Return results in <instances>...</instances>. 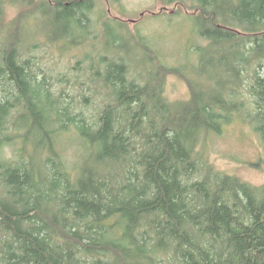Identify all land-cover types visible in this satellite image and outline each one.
<instances>
[{"label": "trees", "instance_id": "trees-1", "mask_svg": "<svg viewBox=\"0 0 264 264\" xmlns=\"http://www.w3.org/2000/svg\"><path fill=\"white\" fill-rule=\"evenodd\" d=\"M94 1L22 0L19 18L92 50L55 80L23 56L21 25L0 23V264H264V184L216 171L200 148L236 116L264 146V0H175L207 43L172 67L111 18L89 46ZM170 73L187 99L165 96ZM64 134L82 142L74 168Z\"/></svg>", "mask_w": 264, "mask_h": 264}, {"label": "rangeland", "instance_id": "rangeland-1", "mask_svg": "<svg viewBox=\"0 0 264 264\" xmlns=\"http://www.w3.org/2000/svg\"><path fill=\"white\" fill-rule=\"evenodd\" d=\"M39 1V0H38ZM172 1V2H171ZM175 0H95L92 18L96 22L91 34L95 39L89 41V46L101 45L102 33L96 31L105 18H111L110 24L114 31L120 35L124 34L131 39L134 33L150 38L163 58V63L172 67L194 61V45L204 46L206 41L200 37L191 38V20L181 5ZM188 7L189 0H183ZM4 12L1 19V31L13 24L21 25V52L23 56L29 53L37 58L38 65L55 80L56 75L70 72L80 60V68L85 70L86 59L84 57L91 48L76 46L64 39L55 40L49 36L47 27L34 17L27 16L25 19L20 15L30 13L32 7L25 6L22 0H0ZM116 20V21H115ZM122 20L124 27L121 29L116 25ZM3 32V34H4ZM18 32V30H17ZM133 33V34H130ZM95 55V50L90 54ZM80 72V71H79ZM78 70L73 69V74ZM223 80L229 76L221 74ZM164 94L169 100L187 99L190 89L187 81L181 76L170 73L164 80ZM249 79L245 77L244 85L247 86ZM214 83V81H212ZM100 99V97H98ZM100 102V101H99ZM59 149L68 166L74 168L83 155L82 142L72 136L63 135L58 142ZM203 156L216 171L229 174L242 181L253 185L264 184V164L261 159L264 155V146L259 142L251 125L241 116H236L226 123L222 132L218 135L212 134L207 137L206 142L200 145ZM9 152V150H7Z\"/></svg>", "mask_w": 264, "mask_h": 264}, {"label": "bare ground", "instance_id": "bare-ground-1", "mask_svg": "<svg viewBox=\"0 0 264 264\" xmlns=\"http://www.w3.org/2000/svg\"><path fill=\"white\" fill-rule=\"evenodd\" d=\"M58 31H59V32H63L64 30H63V29H60V30H58ZM246 73H247L246 71L243 72V76H244V77H245Z\"/></svg>", "mask_w": 264, "mask_h": 264}]
</instances>
